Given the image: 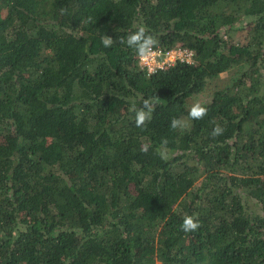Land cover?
<instances>
[{"label":"trees","instance_id":"16d2710c","mask_svg":"<svg viewBox=\"0 0 264 264\" xmlns=\"http://www.w3.org/2000/svg\"><path fill=\"white\" fill-rule=\"evenodd\" d=\"M140 25L194 60L148 72ZM0 264H264V0H0Z\"/></svg>","mask_w":264,"mask_h":264},{"label":"clouds","instance_id":"9594fccd","mask_svg":"<svg viewBox=\"0 0 264 264\" xmlns=\"http://www.w3.org/2000/svg\"><path fill=\"white\" fill-rule=\"evenodd\" d=\"M66 9H61V13H64ZM119 42L126 43L128 47L133 48L136 52L138 60L141 65L151 66L155 56L156 51L155 46L158 41L156 38L148 33L146 26L140 25L135 32L130 33L127 38L120 37ZM101 43L105 48H109L113 45L114 40L108 35L101 38ZM158 98L145 99L143 100V107L140 109H133L135 111V125L137 127H143L152 119V113L155 110V106L158 103ZM208 113V109L202 106L199 102L192 105L189 110L188 117L192 120H201ZM185 126L184 118H173L170 122V127L172 129H179ZM225 129L217 124L212 130V136L217 137L224 133ZM167 143V141H163ZM145 151L147 149H144ZM161 158H166L165 154H161ZM200 222L198 216L195 214L185 215L182 220L181 230L185 233L195 232L200 228Z\"/></svg>","mask_w":264,"mask_h":264},{"label":"built area","instance_id":"2783aa9c","mask_svg":"<svg viewBox=\"0 0 264 264\" xmlns=\"http://www.w3.org/2000/svg\"><path fill=\"white\" fill-rule=\"evenodd\" d=\"M156 56L149 68V66L142 65L147 68L148 72H153L157 68L163 67L166 64H171L177 59L183 61L194 60V50L189 47L176 46L170 49H164L160 46L155 47Z\"/></svg>","mask_w":264,"mask_h":264},{"label":"rangeland","instance_id":"374dc122","mask_svg":"<svg viewBox=\"0 0 264 264\" xmlns=\"http://www.w3.org/2000/svg\"><path fill=\"white\" fill-rule=\"evenodd\" d=\"M246 67V65L242 68L241 66H236L228 71L222 72L218 77L210 79L207 85L205 86L204 90L198 93L195 97H193L192 102L188 105L187 108L191 107L197 102L201 104L208 101L211 98L212 93L216 89L232 83L235 78L239 77L242 74L244 68Z\"/></svg>","mask_w":264,"mask_h":264}]
</instances>
